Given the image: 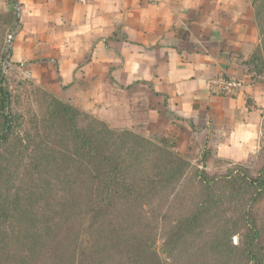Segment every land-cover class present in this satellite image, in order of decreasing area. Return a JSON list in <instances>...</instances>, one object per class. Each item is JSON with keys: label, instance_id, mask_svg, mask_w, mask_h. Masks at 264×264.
Segmentation results:
<instances>
[{"label": "trees", "instance_id": "16d2710c", "mask_svg": "<svg viewBox=\"0 0 264 264\" xmlns=\"http://www.w3.org/2000/svg\"><path fill=\"white\" fill-rule=\"evenodd\" d=\"M254 5H258L257 20L263 39L245 65L260 77L264 75V0H255ZM8 18L12 22L14 16L10 14ZM6 81L0 69V227L11 219L12 205L24 194L30 201L35 196L33 188L30 191L23 186L18 193L15 191L13 203L12 189L3 188L6 183L12 184L5 181L4 152L20 122L17 115L10 114L12 94ZM51 103L41 120L34 118L37 131L42 125L46 137L24 132L16 139L17 145L20 155L29 159V172L44 177L39 189L50 188L62 174L63 181L74 191L73 198L66 202L68 211L56 217L52 225L46 224L44 230L36 224L28 231L27 224L22 223V240L17 242L28 253L21 257L20 264H29L47 246L53 249V264H163L154 249L153 236L132 229L144 208L185 175L187 161L166 146L168 141L163 147L131 131L111 130L98 119L86 115L83 119L82 112L56 98ZM7 130L9 135L5 137ZM197 176L205 196L192 215L173 228L166 251L172 255L180 250L221 208L229 190L235 187L251 195L252 204L243 218L247 226L243 244L237 248L226 241L218 245L220 256L225 257L223 264H264V214L260 216L255 211L264 200V168L256 177L248 172L241 175L237 170H229L221 177L198 171ZM29 182L34 184L33 179ZM78 222L81 235L74 232ZM72 245L76 249L70 251Z\"/></svg>", "mask_w": 264, "mask_h": 264}, {"label": "rangeland", "instance_id": "374dc122", "mask_svg": "<svg viewBox=\"0 0 264 264\" xmlns=\"http://www.w3.org/2000/svg\"><path fill=\"white\" fill-rule=\"evenodd\" d=\"M147 2L149 3L148 0ZM183 2L185 6L188 3L194 6V10L190 14V17L194 18L193 23L199 19L202 20L201 23L204 21L205 28L195 27L196 32L201 34V37L210 29L213 32L212 35L217 38L220 31L215 32V30H222L224 35L221 38L226 35L225 40L229 42L253 45L252 54L261 45L263 37L260 34L261 26L259 27V21L257 20L258 5L255 7V0H183ZM189 12L185 13L188 14ZM19 13H21V10L18 0L17 2L16 0H0V69L7 80L5 86L12 94L10 114L17 115L20 120L18 129H15L12 135L10 134V146L5 149L8 153L4 152L5 181L10 180L12 184L6 183L3 188L5 187V191L6 189H12L11 199L16 196L18 189L23 186H27V189L30 188V191L33 188L35 196L30 201L28 200L30 198H27L24 194L17 204L12 205L11 219L1 225L0 262L9 259L7 264H20L21 257L27 256V249L20 245V242H17L20 239L22 240L19 233L22 223L27 224L29 228L26 229L28 231L29 229L32 230V226L36 224L44 230L47 227L46 224L52 225L57 220L56 217L61 214L64 215V211H68L66 202H70L73 198L72 193L74 191L69 189L70 187L66 181H63L65 175L62 174L59 180H54L56 183H53L50 188L39 189V181L44 177L39 178L29 172V159L20 155L16 140L18 137L23 136L24 132H29L31 136L39 134L44 138L46 137L47 133H45L46 130L42 125L39 132L37 131L34 118L37 117V120H41L52 105L51 100L56 98L71 104L75 109L82 112L84 114L83 119L85 115L91 119H98L100 122L106 123L111 130L131 131L156 144L163 145V147L165 142L168 141L166 146L187 161V171L177 183L168 186L159 198L144 208L132 230L137 229L141 235L151 234L153 236L154 249L159 253L163 264H223L225 257L220 256L221 252L218 250V245L226 241L229 246L240 247L247 232V226L243 218L252 204V200L251 195L244 194L239 188L234 187L229 190L227 197L221 204V208L216 213L213 212L211 219L205 223L202 229L190 236L180 250L170 255L166 251L165 245L173 228L192 215L205 196L197 176L198 171H205L211 176L221 177L228 174L229 170H237L241 175L248 172L250 176L256 177L264 168V75L254 76L245 65V61L249 60L252 54L250 55L246 51L245 53L231 51L229 53V66L233 69V72L230 73L232 77H230L244 80L246 83L245 88L251 86L255 95L258 96L259 102L262 103L261 107H256L251 95L247 93L245 96L247 108L257 114V118L246 119L249 123H259L254 138V146H252L250 153L239 150L241 153L221 155L214 146L209 145L210 142L217 141L215 138L216 133L213 130L217 127V124L210 120L206 121L201 118L202 120L196 121L195 125L191 126V131L197 134L190 139H184V142H179L178 131L180 130L172 128V124H169L168 129L165 130L164 125H160L159 122L156 127H153L152 122L144 120V102L146 103L145 100H147L149 94L155 93L148 83L141 81L139 86L135 88L134 96L129 97L125 94L126 103L127 105L130 104L132 108L129 109L127 106V111L123 115L120 114L118 120L108 121L107 118H113V115L103 113L102 108L105 106H102L101 103H95L96 99L94 100L92 95L89 96V99H86V102L83 99L86 104L81 103L78 96L73 95V91L57 83L59 75L55 68L50 69V71L47 69L49 71L47 72L33 66L28 67L29 63L18 62L14 52V42L20 28L19 24L15 29ZM10 14L14 16L12 22H9L8 16ZM261 19L263 20V18ZM186 31L184 28L181 32L185 33ZM218 32L219 34H217ZM12 34H14V38L11 47L8 48L9 37ZM223 75L226 76L225 74L221 76ZM88 104L98 107V113L94 107L91 108L93 110L88 109ZM151 106L157 109L158 103L152 102ZM105 108L108 109L110 106ZM194 127L196 129H193ZM251 128L253 127L251 126ZM213 132L214 136L212 138ZM241 134L246 136L245 143H250L251 134H245L244 132H241ZM7 135H9L8 130ZM218 142L222 143V141ZM15 146L18 148L17 150L14 149ZM149 168L150 165L146 171L147 173ZM30 179H33L34 184L29 182ZM255 211L260 216L264 214V200L255 207ZM79 222L75 225L74 232L81 235ZM12 240H14V243ZM75 249L76 246L72 245L70 251ZM52 251L53 249L47 246L44 253L36 254V257L28 263L53 264Z\"/></svg>", "mask_w": 264, "mask_h": 264}, {"label": "crops", "instance_id": "0c3cea01", "mask_svg": "<svg viewBox=\"0 0 264 264\" xmlns=\"http://www.w3.org/2000/svg\"><path fill=\"white\" fill-rule=\"evenodd\" d=\"M18 1L21 22L14 42L16 60L47 72L55 68L57 83L73 91L81 103L92 95L95 103L110 106L102 108L103 113L113 115L108 121L118 120L127 106L132 108L126 95L134 96L143 81L156 93L148 95L143 112L144 120L153 127L159 122L167 130L172 124L180 130L179 142H184L197 134L191 126L204 118L217 124L213 129L217 141L209 145L219 154L251 152L259 123L246 119L257 118L256 112L247 108L246 94L256 107L262 104L254 89L244 86L234 97H220L209 91L208 84L222 74L232 77L229 53L235 50L251 55L253 45L229 42L226 35L221 38L222 30H215L220 31L216 38L208 29L202 38L195 27L205 28L204 21L192 22L194 6L190 3ZM152 102L158 103L157 109ZM92 107L98 113V107L88 104V109ZM241 132L251 134L250 143H245Z\"/></svg>", "mask_w": 264, "mask_h": 264}, {"label": "built area", "instance_id": "2783aa9c", "mask_svg": "<svg viewBox=\"0 0 264 264\" xmlns=\"http://www.w3.org/2000/svg\"><path fill=\"white\" fill-rule=\"evenodd\" d=\"M81 4L91 2V0H76ZM152 5H158L161 0H148ZM245 82L228 76H219L208 84L209 91L220 97H234L244 88Z\"/></svg>", "mask_w": 264, "mask_h": 264}, {"label": "water", "instance_id": "95a60500", "mask_svg": "<svg viewBox=\"0 0 264 264\" xmlns=\"http://www.w3.org/2000/svg\"><path fill=\"white\" fill-rule=\"evenodd\" d=\"M16 2H17V0H16ZM17 9H18V7H17ZM18 10H19V9H18ZM20 22H21V16H20V13H19V14H18L17 21H16V24H15V29L19 26ZM13 38H14V34H12V35L9 37L8 48L11 47V43H12ZM6 136H7V133L5 134V137H6Z\"/></svg>", "mask_w": 264, "mask_h": 264}]
</instances>
